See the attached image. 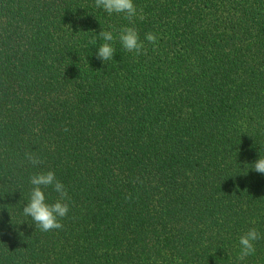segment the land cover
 Listing matches in <instances>:
<instances>
[{
	"label": "trees",
	"instance_id": "trees-1",
	"mask_svg": "<svg viewBox=\"0 0 264 264\" xmlns=\"http://www.w3.org/2000/svg\"><path fill=\"white\" fill-rule=\"evenodd\" d=\"M133 3L130 22L94 0H0V264H264V0ZM47 171L69 211L42 232L22 208Z\"/></svg>",
	"mask_w": 264,
	"mask_h": 264
},
{
	"label": "clouds",
	"instance_id": "clouds-1",
	"mask_svg": "<svg viewBox=\"0 0 264 264\" xmlns=\"http://www.w3.org/2000/svg\"><path fill=\"white\" fill-rule=\"evenodd\" d=\"M95 7L103 9L107 14L123 13L130 22L137 16V8L133 0H94ZM103 40L98 47L96 53L97 59L103 62L113 59L115 49L112 42L115 37L113 31L101 30L98 36H94L91 43L95 44L96 39ZM118 39L123 48L131 53L140 55L144 44L140 41L138 32L133 27H123L118 30ZM145 39L155 45L158 37L154 33H146ZM26 161L37 166L43 161L34 153H25ZM252 169L260 174H264V157H259ZM30 183L33 186L30 191V199L22 208L23 214L30 217L35 227L42 232L52 231L54 229H62L63 224L60 222L66 217L69 206L65 202L69 197L65 186L56 178L53 171L40 172L30 177ZM52 186L54 191L58 193V199L52 203H46V197L43 188ZM130 197H126L128 199ZM260 233L255 228H250L246 233L239 237L240 253L238 259L243 260L245 257L255 254L254 242L261 239Z\"/></svg>",
	"mask_w": 264,
	"mask_h": 264
}]
</instances>
